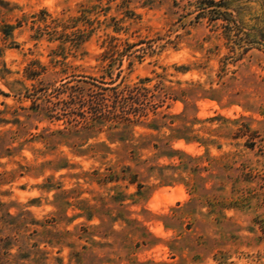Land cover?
Returning <instances> with one entry per match:
<instances>
[{"label": "rangeland", "instance_id": "1", "mask_svg": "<svg viewBox=\"0 0 264 264\" xmlns=\"http://www.w3.org/2000/svg\"><path fill=\"white\" fill-rule=\"evenodd\" d=\"M0 264H264V0H0Z\"/></svg>", "mask_w": 264, "mask_h": 264}]
</instances>
